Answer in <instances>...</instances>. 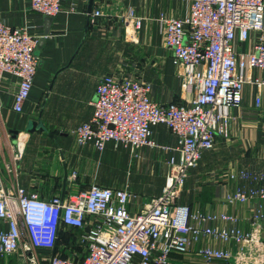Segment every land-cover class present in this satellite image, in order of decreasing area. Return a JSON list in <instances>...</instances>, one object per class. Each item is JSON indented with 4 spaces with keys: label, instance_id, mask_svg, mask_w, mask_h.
<instances>
[{
    "label": "built area",
    "instance_id": "2783aa9c",
    "mask_svg": "<svg viewBox=\"0 0 264 264\" xmlns=\"http://www.w3.org/2000/svg\"><path fill=\"white\" fill-rule=\"evenodd\" d=\"M183 18L160 17L161 30L180 67L183 87L192 93L188 102L159 103L151 96L149 81L113 74L99 78L90 120L74 129L79 144L92 142L103 150L109 141L130 148L137 155L143 147L170 151L159 145L153 126L165 123L177 135L180 157L167 160L166 185L160 195L133 212L129 186L113 188L93 182L87 189L43 198L17 179L7 184L0 177V258L16 257L22 264H173L174 253H186L198 238L204 220L211 216L192 211L178 202L190 170L200 164L203 152L213 148L217 137L229 135L232 110L242 105L248 70H264V0H187ZM31 7L47 16L62 10V0H31ZM104 14L101 8L90 12ZM122 18L142 26L133 8ZM252 32L257 40L248 51L239 49ZM39 38L27 26H12L0 19V79L6 72L18 76L13 107L22 112L34 86L39 67ZM262 102L264 78L253 80ZM21 140V138H20ZM18 140L15 160L22 156ZM9 171L13 168L7 165ZM261 183L249 190L238 188L230 202L264 200V173L242 172ZM221 219L235 220L231 214ZM264 220V209L256 215ZM207 232L235 238L255 239L227 228ZM67 238V239H66ZM204 264H235L231 251L199 249ZM256 264V263H250Z\"/></svg>",
    "mask_w": 264,
    "mask_h": 264
},
{
    "label": "crops",
    "instance_id": "0c3cea01",
    "mask_svg": "<svg viewBox=\"0 0 264 264\" xmlns=\"http://www.w3.org/2000/svg\"><path fill=\"white\" fill-rule=\"evenodd\" d=\"M97 8L104 14L92 21L90 12ZM129 8L143 19L138 30L120 15ZM188 10L187 0H62V10L47 16L34 10L31 0H0L1 20L27 26L39 38L40 60L22 112L13 107L18 76L6 72L0 79V177L7 184L17 179L46 199L57 194L67 197L93 182L113 188L128 185L134 194L128 204L133 212L160 195L166 185L168 158L180 157L178 137L167 124L154 125L153 136L171 150L146 146L138 157L113 141L102 151L92 142L79 144L74 129L91 119L103 75L149 81L151 96L159 103L191 99L159 21L162 16L183 18ZM256 40L257 33L252 32L246 41H239V49L250 50ZM247 74L250 81L245 84L242 105L232 110L229 135L217 137L214 147L203 152L178 198L192 211L211 218L203 221L188 252L174 253L173 264H204L201 248L229 250L235 264H264V220L256 217L264 209V200L230 202L227 198L238 188L261 186L242 172L264 173V89L258 105V87L253 83L258 76L264 78V70L252 68ZM33 120L45 129L36 128L22 137L20 132H26ZM18 140L23 151L15 160ZM222 213L236 219H221ZM216 228L253 233L255 239L238 241L207 232Z\"/></svg>",
    "mask_w": 264,
    "mask_h": 264
},
{
    "label": "water",
    "instance_id": "95a60500",
    "mask_svg": "<svg viewBox=\"0 0 264 264\" xmlns=\"http://www.w3.org/2000/svg\"><path fill=\"white\" fill-rule=\"evenodd\" d=\"M36 128H39V129H45L44 126L40 125V123L38 121H31L29 127L27 128V131L26 132H20V135L22 137H24L25 135H28L29 133L33 132Z\"/></svg>",
    "mask_w": 264,
    "mask_h": 264
},
{
    "label": "rangeland",
    "instance_id": "374dc122",
    "mask_svg": "<svg viewBox=\"0 0 264 264\" xmlns=\"http://www.w3.org/2000/svg\"><path fill=\"white\" fill-rule=\"evenodd\" d=\"M176 18V17H175ZM141 154V150L138 151V154L135 157H138ZM0 264H22L19 263L16 257H1L0 258Z\"/></svg>",
    "mask_w": 264,
    "mask_h": 264
}]
</instances>
